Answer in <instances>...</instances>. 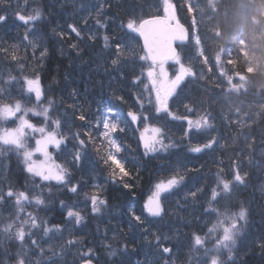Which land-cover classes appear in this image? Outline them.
Instances as JSON below:
<instances>
[{
	"label": "snow or ice",
	"instance_id": "6c2138e0",
	"mask_svg": "<svg viewBox=\"0 0 264 264\" xmlns=\"http://www.w3.org/2000/svg\"><path fill=\"white\" fill-rule=\"evenodd\" d=\"M103 6V4H97V10L102 9ZM29 7V0H17L15 6L9 3V0H0V8L4 9L0 11V23L8 19L6 11L12 8L13 14L20 21L25 25H33L31 35L35 36L34 26L43 19V13L39 8H32L29 12ZM183 7L190 17V23L187 26L180 22L177 6L172 0H162V15H151L148 18L131 15L128 18L126 28L143 39V55H136L134 49L118 43L116 45L117 56L112 60V64L117 65L125 55L147 63L145 69L147 83H144L140 76L133 81L135 85H143L141 93L135 97L138 109L127 111L126 117L130 119H126L120 115L119 107L106 105L102 110H97V118L94 120H90L82 108L79 110L80 114L75 115L76 110L74 109V119L85 122L81 127H86L87 130L71 133V138L76 141L75 150L68 154L71 160L65 163L57 162V155L50 151L54 149L63 155L64 148L69 143L68 134L62 131V121L56 115V101L46 95L38 71L33 70L31 77L23 74L27 67L25 56L28 47L36 49L40 47V44L30 40L29 33H26L22 37V41L26 43L23 50L19 45H12L11 48L0 47V58L9 60L19 69L18 75L15 76L11 72L0 73V155L12 153L19 156L23 162V170L29 176L38 178L42 182H48L45 186L48 194L51 195L52 187L56 185L68 187V190L74 194H78V190L82 191L78 184L69 186L70 170L67 165L78 164L89 150L95 153L98 162L103 165L102 171L107 173L110 182H119L123 188L130 190L133 187L129 183L132 171L127 165L136 162L123 155L126 151H130V146L122 140V134L129 127H132L134 133L139 132L137 142L142 146L144 155L167 153L170 149L178 147L177 142L172 140L167 130L168 124L165 121L169 117L171 120L187 122L182 139H190L189 134L192 133L207 136L203 143L198 142L195 147H190L191 152L202 153L212 150L214 145L219 143L217 138L211 135V132L216 130V118L212 112L200 105L203 114L193 121L188 115H178L174 112L171 104L174 98L179 99L182 85L186 81L208 80L206 73L199 70L205 67L208 72L212 70V67L218 68L219 76L226 82L224 91L229 96L248 94L254 89L264 97V0H207L204 6H201L200 0H195V2L194 0H183ZM198 16L200 20L197 19ZM205 16L213 23H204ZM70 27L77 36L80 35L75 25ZM226 32L231 39L225 46L219 41L224 40ZM209 33L218 42L214 49H209L207 44ZM60 35L63 36V33ZM108 39L109 37L105 35L106 46ZM71 47L76 48L77 46L73 44ZM210 51L212 65H209L208 53ZM46 54L47 48L40 47L39 60L41 62ZM31 55L35 57V51ZM169 62H172L176 69L171 74L167 67ZM144 74L142 72L141 76ZM256 77H261V79L257 81ZM17 84H19V89L16 95H13ZM215 87L220 88V84H216ZM115 99L124 102L123 96H117ZM145 103L150 107L146 108ZM182 103L186 112L195 111L191 103ZM235 113L237 119L230 123L234 124L243 134L245 128L251 127L247 121H252V117L248 110H244L243 116L246 120H242L240 118L241 107H236ZM256 115L264 116V104L259 106ZM32 118L42 119L36 123ZM67 125L68 122L65 120L63 127ZM235 142L234 139L233 143ZM254 144L255 138L252 137L247 148L251 151ZM232 164L234 166L231 173L232 178H226L221 168L216 174V187L211 189L206 212L215 216L214 221L211 222L204 236L193 235L192 251L203 252L199 264H235L234 250L243 227L247 223L248 212L242 206L239 211H232L231 198L236 185L245 182L247 173L241 175L238 161L234 160ZM185 179V175L177 170L170 177L158 180L144 205L147 213L152 217H162L165 212L163 201L167 198V194L178 188ZM51 182H55V185ZM36 187L38 188L39 185ZM93 187L100 188L99 185H93ZM197 191H202V189H197ZM197 191H192L189 195L195 198ZM85 195L87 196V193ZM42 196V192L35 196L29 191L14 192L11 186L7 191L0 189V204H3L6 198H11L14 199L16 208L14 217L2 229L3 233L13 236L21 245L27 237L31 245L44 254L45 249L38 244L37 240L32 239L31 229L41 227L46 222L38 220L30 212L25 214L24 211L25 205H45V199ZM89 201L93 213H98L101 206L107 203L98 194L91 195ZM214 205H221V207ZM22 214H25L27 218L21 219ZM67 216L74 218L76 224L83 220L80 212L71 209L67 211ZM132 216L136 222L143 223L141 216L135 215L134 212ZM59 231L58 226L43 228L45 235L51 232L54 236ZM160 240L161 237L157 235V247L160 245ZM74 243H76L74 240L67 241L69 245ZM49 251L53 257L58 255L54 246H50ZM171 252V248L163 247L161 256ZM91 253L92 250L88 249L84 254L89 258H82L83 264H92ZM16 264H41V262L31 261L22 249L16 258ZM44 264L47 262L45 261ZM164 264H168V261Z\"/></svg>",
	"mask_w": 264,
	"mask_h": 264
},
{
	"label": "rangeland",
	"instance_id": "374dc122",
	"mask_svg": "<svg viewBox=\"0 0 264 264\" xmlns=\"http://www.w3.org/2000/svg\"><path fill=\"white\" fill-rule=\"evenodd\" d=\"M206 2L207 0H200L201 6H204ZM29 4V12H31L32 8H39L41 6L40 0H29ZM10 10L11 11L7 9L6 14L8 19L3 23H0V27L3 29L6 27L11 29L17 25L14 28L20 29V38L16 41L17 45L20 46V49L23 50L26 47V43L22 41V37L26 33H29V39L40 44V47H45V44L47 47V43L43 31L39 27V23L37 22L34 26L36 35L33 36L31 35L33 25H25L13 14L12 8H10ZM205 11H207V9H205ZM105 26L106 24L103 27ZM40 47H37L36 49L28 47L27 54L29 52L32 54V52L35 51L36 55L34 58L39 57ZM11 64L13 63L11 62ZM167 67L169 68L170 74L176 70L172 62H169ZM197 67L199 69V66ZM145 69L146 68L143 70L145 74L143 76L140 74L139 76L144 83H147ZM33 70H36L34 65L29 72L23 74L31 77ZM199 70L204 71L208 77L205 70ZM3 72H11V74L15 76L18 75L19 71L13 73L12 69L7 68L6 63L0 59V73ZM208 81L209 77L207 81L189 80L188 82L197 83L201 90L209 89L214 91L215 98L213 102L206 104L205 102L202 103L199 99L198 101H194L180 94L179 99L174 98V102L171 106L175 107V109L182 108L184 112L181 111L180 114H178L177 111L174 112L178 115H188L190 119L195 121L203 114V109L202 112H199L201 110L200 105H203V108L209 109L212 112V115L216 118V130L211 132L212 136L218 138V133L222 132L221 128L223 127L227 133H230L231 131L234 132V135L231 136L232 138L241 137L249 142L250 139L254 137V131L259 128V124L255 126L253 124L262 118V116H257L256 112L259 106L264 104V97L259 96L254 89L249 91V93L255 92L256 95L254 97L249 96V94H233L229 96L224 91L226 88V82L223 81L222 77H220L216 82V84H220V88H207L208 86H206V83ZM137 87L141 93L143 85L140 84L137 85ZM18 89L19 84H17L16 90L13 91V95H16ZM146 95L147 94H145V96ZM182 102L191 103L195 111L192 113L186 112ZM56 105V115L62 121V131L68 134L69 143L66 148H64L63 155L56 152L54 149H50V151H53L57 155V162L65 163V161L71 160V156L68 154L75 150L74 145L76 144V141L71 138V133L74 132L72 128L68 125L67 127H63L64 121L68 120V117L65 116L66 114L64 113L60 114L58 109L59 103H56ZM147 106V103H145L146 108ZM236 107L242 108L240 116L242 120H246V117L243 116L244 110H248L249 115L252 117V121H247L251 124V127L245 128L243 130V134L237 130L234 124L230 123V121L237 119V115L235 113ZM137 109L138 108H136L135 111H137ZM32 119L33 122L38 123L42 118ZM177 122L182 123L183 128H180V130L184 131L187 127L186 121L171 120L169 117L168 123ZM69 129H71V131H69ZM167 130L169 131V129ZM261 133H264V128L261 129ZM171 134L174 135V132H169V135ZM189 135L191 138L185 140H187V146L190 147H195L198 142L203 143L207 139V136H201L195 133ZM232 138L231 141H233ZM31 143L32 142L30 141V144ZM179 143H181V139ZM214 148L215 145L212 150H207L202 153H193L188 149V151L176 150L171 156H165L166 153L158 154L156 159L163 158L161 160L162 165L166 166V170L165 168L159 167L160 171L158 172L162 173V178L159 180L170 177L177 170L184 174L186 179L178 188L173 189L171 193L167 194V198L163 201L165 212L162 217L150 216L145 208H143L145 214H141L135 209H131L127 213L128 215L125 216L127 223L133 225L132 229H136L135 233L138 235L136 241L140 246L139 250L142 251V255L137 257L136 264H164L165 261H168V264H199V259L203 255L202 251H193L189 258L185 255V252L192 251L191 246L194 243L193 235L199 234L204 236L207 232V228L210 227L211 222L214 221L215 216L207 214L206 209L208 207L210 196L199 198V191H197L199 186L196 185V187H194V183H197V181L195 180L193 169L186 165L187 163H192L195 158L209 157V164L211 166L213 165L215 170L218 165L221 164L225 171H229L230 166L228 164H224V162L222 163L220 161L217 162V160L211 156L214 153ZM234 150L235 149H233V151ZM182 153H186L188 155H181ZM257 155L259 158H257L254 165H256L258 170L264 172V145L261 146ZM39 158L42 159V157ZM67 166L70 170L69 186L78 184L80 185L82 191L78 190V194H74L68 190V187L56 185L52 187V193L49 195L47 187L45 186L48 182H42L38 178L29 176V174L23 170V162L19 156L12 153L0 155V189L7 191L8 187L11 186L14 192L29 191L33 196L42 192V198L45 199V205H25L24 211L25 214L30 212L36 216L38 220L46 222L41 225V227L31 229L33 233L32 239L37 240L38 244L45 249L44 254H41L38 248L31 245L27 237L24 244L21 245L20 242L13 236L5 235L2 231L5 224L10 222V219L14 217L16 213L14 199L6 198L5 202L0 204V264H16V258L21 253L22 249L24 254L27 255L31 261H40L41 264H44L45 261L47 264H83V259L89 258L84 256L88 249L92 250L90 255L93 262L99 260L102 263H108L113 261L115 257L119 258L127 255L130 250V245H128L123 239L122 233L118 230V226L116 225V222L118 221L116 218L117 209L115 212L114 207H111L108 203H106V205L101 206L98 213H93L92 205L89 201V197L93 194H98L105 200L102 193L110 186V181L108 180L107 175L102 173L100 168H96V166L93 165V160L90 158L89 152L86 156H83L80 162L75 166L71 164ZM226 177L231 179L232 175H227ZM157 181L152 183L146 191V196L143 202L144 205L148 196L151 195L154 184ZM51 184L55 185V182H51ZM37 185H39L38 188L36 187ZM93 185H99L100 188L96 189ZM259 185L262 193H264V175L263 177L261 176ZM236 186H241V184H237ZM215 187L216 183L213 188ZM192 191H197V196L195 198H192L189 195ZM85 193H87V196ZM214 206L221 207V205ZM70 209L80 212L83 220L79 224L75 223L74 218H69L67 216V211ZM233 211H239V209H235ZM133 212L135 215L141 216L143 223H139L134 220L132 216ZM25 214L21 215V219L27 218ZM61 214H63L62 218H60ZM58 221L60 223H57ZM241 223L243 224L244 222L242 221ZM56 226L60 228V231L56 232L54 236L51 232L47 235L44 234V227L55 228ZM191 226H193L192 232ZM27 230L28 229L26 228V231ZM251 233L252 231L248 230L247 234L244 225L242 233L237 240L236 248H238L241 243H245V240H250ZM157 235L161 237L159 247H157ZM50 237H52V239H49ZM96 237H98V242L96 245H92L91 243ZM68 240H74L76 243L69 245L67 244ZM125 245L127 246L126 248ZM50 246H54V250L58 254L57 256H52L51 251H49ZM163 247L171 248L172 252L161 256ZM209 247H211L210 244ZM96 249H99L97 253H95ZM112 252L115 254L111 255L110 253ZM169 256L171 257L170 261Z\"/></svg>",
	"mask_w": 264,
	"mask_h": 264
},
{
	"label": "trees",
	"instance_id": "16d2710c",
	"mask_svg": "<svg viewBox=\"0 0 264 264\" xmlns=\"http://www.w3.org/2000/svg\"><path fill=\"white\" fill-rule=\"evenodd\" d=\"M65 0H40L41 6L39 9L43 13V19L39 21V27L42 29L46 43H47V54L41 62L39 57L34 58L29 52L25 59L27 61V67L24 69V73L31 70L32 66L36 68L40 77L41 83L45 87L46 95L54 99L56 103H59L60 114H66L68 117V126L72 128L74 132L76 131H86V127H81L85 122L74 119V109L75 115H79V110L82 108L84 113L88 115L90 120L97 118V110H102L106 105H116L120 109V115L126 119V113L129 110L135 111L138 108L135 97L140 94L137 85L133 84V81L137 76L141 74L144 68L147 67V63L144 61H139L133 57L126 56L117 64L113 65L112 60L116 59L117 53L116 49L114 52L113 59L105 60L100 66L96 67L94 64L93 57L95 52L91 51L87 47V37L80 29L78 25L80 22L75 16L70 18L68 13L62 12L60 7ZM96 5L103 4V8L98 10L99 16H108L106 19L107 23L105 27H101L99 30V36L103 43L104 36L107 35L109 38L112 37L111 34L118 32L122 46H127L129 49H134L136 55H143L142 46L140 40L135 33H132L126 28V23L131 15L138 16L140 18H145L155 14L162 13V0H93ZM116 1L118 8L112 7L113 2ZM195 2V0H194ZM173 3L177 6V15L186 25L190 23V17L186 13L183 7V0H173ZM3 11V8H0ZM113 12L115 15L119 16L117 23H114ZM198 20L201 18L198 16ZM204 23H212L213 21H208L207 16L203 18ZM1 25V24H0ZM71 25H75L80 35L77 36L75 32L72 31ZM15 25L14 27H16ZM8 29L7 27L3 29L0 27V47H9L12 45H17V40L20 38L19 28ZM203 28V23L201 24ZM63 33V36L60 35ZM231 37L225 34L224 40L219 41V43H224L225 46ZM109 40V39H108ZM216 43H218L212 35L209 33L208 36V47L209 49H214ZM45 44V43H44ZM75 44L77 47L72 48L71 45ZM137 45V46H136ZM46 47V44H45ZM46 47V48H47ZM209 54V65H212V55L211 51ZM110 57V56H109ZM6 63L7 68H11L13 73L18 72L19 69L15 64H11L9 60L0 58ZM208 74L209 81L206 83L207 88H216V82L220 78L219 70L216 67H212L210 72L207 71V67L203 68ZM261 77H256L259 81ZM183 96L188 97L191 100L198 101L201 100L202 103L209 104L213 102L215 98V92L209 89L201 90L197 83L185 82L182 85V91L180 92ZM249 96L254 97L255 92L248 93ZM117 96H123L124 102H120L115 99ZM261 96V95H259ZM71 106V107H70ZM150 107V106H148ZM147 107V108H148ZM173 111H177L178 114L181 111L184 112L182 108L173 107ZM199 112H202V108ZM153 122V121H151ZM168 132H174L171 134L173 141L177 142L178 147L170 149L165 156H171L174 151L182 150L188 151L190 146H187V140L182 139L183 131L180 130L182 127L181 122L177 123H167ZM258 130L254 131L253 136L255 138V144L250 151L247 148V140L241 137H226L222 132L218 133V145H215L214 150H219L217 152L218 156L215 157L217 162H224L230 166L229 171H225L222 165H218L216 171L214 172L215 178L217 172L222 168L224 170L225 176L230 175L233 171L234 157L239 160L238 152L245 151L248 155H257L261 146L264 145V133H261V129L264 128V116L253 125H258ZM139 132H133L132 127L126 129L125 133L122 134L123 142L130 146V151H126L123 155L128 157L130 160H134L135 164L127 165L128 169L132 171V178L129 183L133 187L125 189L122 185L110 182V186L102 195L105 197L108 205L114 207L116 213V218L118 221L116 225L118 230L122 233L123 239L128 245H130V250L126 256H121L108 263H102L99 260L94 262L95 264H136L137 257L142 255V251L139 250L140 246L136 241L138 235L135 233V228L132 229L133 225L128 224L125 218L127 213L131 209H135L141 214H145L144 208V198L145 193L151 186L152 182L162 178V173H152L151 171H146L147 162H153L158 165V167L165 168L162 165V159L157 155H144L142 146L137 142ZM235 139V143L231 141ZM181 139V143L180 142ZM233 149H235L233 151ZM90 158L93 160V165L96 168H100L102 171L103 165L98 162V159L91 150H89ZM233 158V159H232ZM263 159L262 157H260ZM232 159V160H231ZM146 163V164H145ZM240 173H247L245 182L241 184L244 188L246 196L234 198V193L231 198V208L232 211L235 209H240L244 207L247 209V223L245 224V231L248 234V230H251L250 240H245V243H241L238 248L234 250V260L235 264H264V193H262L259 183L261 176L263 177L264 172L258 170L256 165L249 164L243 165L238 164ZM227 178V177H226ZM201 185V186H200ZM199 198L210 196L211 189L208 184H200ZM196 187V186H194ZM116 207V208H115ZM63 214H61V217ZM57 223H60L59 221ZM195 226V225H193ZM191 226V232L193 230ZM99 249L95 250V253ZM193 251L185 252V255L189 258ZM196 255V254H195ZM194 263V261L192 260Z\"/></svg>",
	"mask_w": 264,
	"mask_h": 264
},
{
	"label": "bare ground",
	"instance_id": "6f19581e",
	"mask_svg": "<svg viewBox=\"0 0 264 264\" xmlns=\"http://www.w3.org/2000/svg\"><path fill=\"white\" fill-rule=\"evenodd\" d=\"M9 3L15 6L16 0H9ZM112 7L118 8L116 1L113 2ZM8 10L11 11L10 8H8ZM60 10L62 12L68 13L70 18H73V16H75L77 20L80 22V25L77 24L78 29H80V32L86 35L87 37L86 43L88 49L95 52V54L91 55V57H93L94 64L96 65V67L100 66L105 60L113 59L116 45L118 43L119 44L121 43L120 39H122L123 36L119 37L120 33L115 32L111 34L112 37L109 38L107 42V46L103 43L102 39L99 36L98 31L101 29L102 26H104L107 23L106 19L108 18V16L98 15L97 5L93 0H65L62 6L60 7ZM113 17H114V23H117L119 16L115 15L113 12ZM221 130H222V134H224L226 137H231L234 135L233 131L227 133L223 129V127L221 128ZM213 152L214 153L211 155L212 157L215 158L216 156H218L217 152H219V150H214ZM181 155H188V154L182 153ZM238 155H239V160L235 157L234 160L238 161L240 165L241 164L249 165L257 161V158L255 156L248 155L245 151L242 152L239 151ZM209 161H210L209 157L195 158L192 163L190 164L187 163L186 166H190L193 169L195 180L197 181V183H194L195 184L194 186L204 183L210 185L211 187L214 186V184L216 183V178L214 175V172L216 170L213 168V165L211 166L209 164L210 163ZM145 170L151 171L152 173H156L160 171L158 165L154 164L153 162H147ZM244 196H246V192L244 188L241 186H236L234 189L233 197L236 198V197H244ZM97 242H98V237H96L91 244L96 245Z\"/></svg>",
	"mask_w": 264,
	"mask_h": 264
},
{
	"label": "water",
	"instance_id": "95a60500",
	"mask_svg": "<svg viewBox=\"0 0 264 264\" xmlns=\"http://www.w3.org/2000/svg\"><path fill=\"white\" fill-rule=\"evenodd\" d=\"M181 22V21H180ZM182 23V22H181ZM186 26V25H185ZM138 35V34H137ZM138 37H139V35H138ZM140 38V40H141V42H142V44H143V39L141 38V37H139Z\"/></svg>",
	"mask_w": 264,
	"mask_h": 264
}]
</instances>
